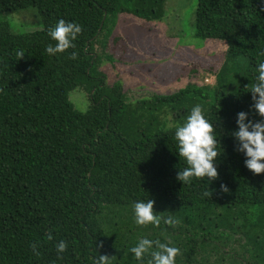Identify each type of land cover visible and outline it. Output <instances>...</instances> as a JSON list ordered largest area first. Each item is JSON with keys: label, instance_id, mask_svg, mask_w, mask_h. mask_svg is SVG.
I'll use <instances>...</instances> for the list:
<instances>
[{"label": "trees", "instance_id": "trees-1", "mask_svg": "<svg viewBox=\"0 0 264 264\" xmlns=\"http://www.w3.org/2000/svg\"><path fill=\"white\" fill-rule=\"evenodd\" d=\"M166 5L0 0V264H94L105 255L116 258L112 264H141L130 249L142 238L180 248L176 264H264V173L245 167L232 136L239 112L261 120L249 91L264 62V0H197L194 37L225 40L231 67L225 62L213 89L190 83L173 95L129 102L122 83L105 85L93 46L111 34L118 15L160 23ZM30 7L40 19L26 32L23 19L10 15ZM60 19L83 32L75 48L53 56L48 29ZM76 88L89 95L86 112L69 100ZM197 104L222 149L219 178L182 184L176 176L187 165L175 130ZM149 199L163 214L159 228L135 223L134 204ZM169 215L175 227L163 223ZM60 240L68 245L63 254Z\"/></svg>", "mask_w": 264, "mask_h": 264}, {"label": "rangeland", "instance_id": "rangeland-1", "mask_svg": "<svg viewBox=\"0 0 264 264\" xmlns=\"http://www.w3.org/2000/svg\"><path fill=\"white\" fill-rule=\"evenodd\" d=\"M166 6L160 23L118 15L111 34L101 36L93 46L98 56L96 71L103 75L106 86L122 83L129 102L173 95L190 83L213 89L227 62L230 47H223V42L228 45L225 40L194 37L197 0H167ZM10 16L23 19L18 26L26 32L35 30L40 19L32 7ZM227 63L230 68L231 62ZM69 100L80 112L90 105L88 93L80 88L69 93Z\"/></svg>", "mask_w": 264, "mask_h": 264}, {"label": "clouds", "instance_id": "clouds-1", "mask_svg": "<svg viewBox=\"0 0 264 264\" xmlns=\"http://www.w3.org/2000/svg\"><path fill=\"white\" fill-rule=\"evenodd\" d=\"M82 32L81 25L60 19L54 27L48 29V36L55 42V46L49 44L46 47V52L54 56L75 48L76 45L73 42ZM223 47L228 49L229 45L223 42ZM78 55L79 53L74 51L69 58L76 59ZM260 55H264V52ZM24 56L25 52L22 49L16 52L17 61ZM258 72L257 82L251 85L249 92L252 95V107L261 117V120L253 122L248 119L247 113L239 112L236 118L238 131L232 133V136L238 141L237 151L246 156L245 167L254 175L264 173V62L259 64ZM175 138L178 157L183 158L187 165L177 173L176 179L180 183L190 184L193 178L206 179L210 183L219 178L216 161L221 155L222 149L219 140H217L216 129L205 118L204 109L201 105L197 104L192 107L186 121L182 125L176 126ZM221 191L227 192L228 189L221 184ZM204 195L210 196L211 193L206 191ZM154 202V200L149 199L146 202L137 201L134 204L135 223L138 226L144 228L149 226L160 227L163 214L157 215L154 212ZM163 223L175 227L179 221L169 215L163 220ZM46 240H53L51 233L46 234ZM30 247L35 256L41 255L38 251L39 243H34ZM55 247L58 254H63L68 245L64 240H60ZM99 247H102V244ZM130 252L141 264H176V257L181 255L180 248L148 238L140 239L137 245L130 249ZM114 259L116 258H109L106 255L98 256L94 264H112Z\"/></svg>", "mask_w": 264, "mask_h": 264}]
</instances>
